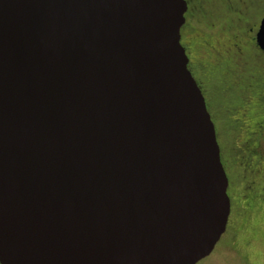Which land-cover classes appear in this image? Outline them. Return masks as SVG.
I'll return each instance as SVG.
<instances>
[{
    "label": "water",
    "instance_id": "1",
    "mask_svg": "<svg viewBox=\"0 0 264 264\" xmlns=\"http://www.w3.org/2000/svg\"><path fill=\"white\" fill-rule=\"evenodd\" d=\"M185 0H0V264H198L229 180ZM264 53V18L256 35Z\"/></svg>",
    "mask_w": 264,
    "mask_h": 264
},
{
    "label": "rangeland",
    "instance_id": "2",
    "mask_svg": "<svg viewBox=\"0 0 264 264\" xmlns=\"http://www.w3.org/2000/svg\"><path fill=\"white\" fill-rule=\"evenodd\" d=\"M209 1L196 0L208 16L203 18L196 13L189 18L190 29L184 32L181 43L189 58V70L202 90L208 111L216 120L217 140L229 178L228 195L232 203L226 232L213 252L198 264H264V165L261 163L260 168L252 170L234 159L231 147L238 148L240 139L231 135L230 128L220 119L218 107L221 100L214 93L213 83L209 82L211 74L204 72L208 81L199 66L203 61L206 67H210L214 63L215 48L227 44L233 36L229 38L231 31L226 34L230 17L217 1L212 0L211 4ZM250 1L251 15H261L264 0ZM231 17L234 19L233 15ZM212 25L214 28L210 29ZM223 72L218 70L215 77H220ZM261 145L264 157V141Z\"/></svg>",
    "mask_w": 264,
    "mask_h": 264
},
{
    "label": "flooded vegetation",
    "instance_id": "3",
    "mask_svg": "<svg viewBox=\"0 0 264 264\" xmlns=\"http://www.w3.org/2000/svg\"><path fill=\"white\" fill-rule=\"evenodd\" d=\"M185 1L188 9L185 14V24L181 28V41L184 32L190 29L189 18L196 13L203 18L208 16L196 4V0ZM215 1L230 17L226 34L231 31L229 38L233 36L227 44L215 48L214 63L210 67H206L203 61L199 62V66L203 73L211 74L209 81L204 73L206 79L213 83L217 99L221 100L218 107L220 119L230 128L231 135L240 139L238 148L235 145L231 147L234 159H238L244 167H252L256 155L258 165L253 168L256 170L261 165V141H264V53L257 45L256 35L264 18V11L259 16L251 15L250 0ZM209 3L211 4L212 0ZM212 28L214 25L210 29ZM204 45L208 44L204 43ZM218 70L224 72L220 77H215ZM209 113L216 126L215 118L210 111Z\"/></svg>",
    "mask_w": 264,
    "mask_h": 264
},
{
    "label": "trees",
    "instance_id": "4",
    "mask_svg": "<svg viewBox=\"0 0 264 264\" xmlns=\"http://www.w3.org/2000/svg\"><path fill=\"white\" fill-rule=\"evenodd\" d=\"M183 45V44H182ZM184 47V46H183ZM208 106V105H207ZM208 108H209V106H208ZM210 111V110H209ZM219 144V143H218ZM220 147V146H219ZM220 150H221V148H220ZM255 156V161L253 162L254 164H253V166L251 167V169L253 170V168L254 167H257V165H258V156H256V155H254ZM221 161H222V163H224L223 162V158H222V155H221ZM261 163H263V165H264V157L261 155ZM260 167H261V165H259ZM259 167V168H260Z\"/></svg>",
    "mask_w": 264,
    "mask_h": 264
}]
</instances>
